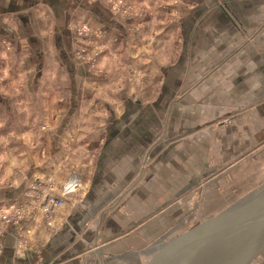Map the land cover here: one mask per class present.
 I'll return each instance as SVG.
<instances>
[{"label": "crops", "instance_id": "crops-1", "mask_svg": "<svg viewBox=\"0 0 264 264\" xmlns=\"http://www.w3.org/2000/svg\"><path fill=\"white\" fill-rule=\"evenodd\" d=\"M185 2L190 4L179 24L180 40L172 41V64L165 63L159 70L160 94L176 98L175 106L130 101L121 112H111L105 124L77 127L67 122L77 109L71 93V109L63 111L56 127L51 123L45 131L41 125L59 116L49 92L45 95L43 90L54 83L48 73L63 70L71 77L73 70L83 69L65 46L70 37L66 9L68 4L81 6L82 0H0V143L5 142L0 149L5 155L16 149L11 141L5 146L12 133L21 138L17 149L26 154L20 163L7 159L3 164L7 170L24 167L26 175L0 178L9 185L0 188V214H10L33 185L39 187L30 195L39 199L45 186L60 184L73 174L85 188L82 206L66 208V219L54 233L28 221L24 234L32 237L22 252L17 246V226L10 223L0 235V264H141L157 242L191 220L192 199L201 210L222 202V166L235 165L239 155L236 132L249 138L252 121L259 122L256 129L264 126V0ZM251 107H259L253 111V120ZM169 108V118L159 120L158 113ZM241 111L235 120L239 126L227 130L232 144L222 152L214 142L219 138L214 137L215 125L220 115L230 117ZM41 136L48 138L36 144L30 140ZM211 155L215 159L208 164ZM223 155L236 159L222 164ZM144 160L147 171L142 175ZM179 199L183 201L176 203ZM151 207L157 211L146 214ZM166 207L175 209L170 212L176 218L172 222L179 226L159 230L163 234L157 241L148 246L152 234L147 237L146 227L139 233L140 242L146 243L143 246L132 247L130 242L136 239L114 242Z\"/></svg>", "mask_w": 264, "mask_h": 264}, {"label": "rangeland", "instance_id": "rangeland-1", "mask_svg": "<svg viewBox=\"0 0 264 264\" xmlns=\"http://www.w3.org/2000/svg\"><path fill=\"white\" fill-rule=\"evenodd\" d=\"M215 1L219 4H224V0ZM189 4L185 0H82L81 6L68 4L65 13L67 19L65 27L71 39L69 37L68 42L65 39V46L73 62L83 69L79 71L73 70L71 77L63 70L48 73L50 76L47 78H49V81L52 79L54 83H50L49 87L43 90L45 95L49 92V100L53 110L58 113L59 118L56 117V114V118L49 119V122L41 125L40 129L47 131L48 126L51 127L52 124L56 127L63 118V111L71 109L70 100L73 96L74 106L75 102H77L74 107L77 108L75 110L76 114L72 116L73 118L68 119L67 122L77 127H82L83 125L93 126L101 122L105 124L110 120L111 112L114 115L116 112H121L130 101H138L141 102V105L146 104L149 106L157 102L159 105L166 104L165 108H168L169 104L170 106H175L176 98L172 100V98H169L170 96L160 94L162 80L159 76V70L165 63V65L172 64L169 61L172 56L171 51L174 50L171 45L175 40H180L179 24L182 23L184 16L188 12ZM98 13L102 17L97 19ZM168 43L171 44L167 45ZM70 79L74 81L73 86L70 84L72 82ZM71 93H73V96H71ZM258 108H250L249 114H252V120L254 118L253 111L258 110ZM98 110H101V112L98 113ZM170 110L171 108L167 111L168 113H158L159 120L168 119ZM238 115L242 116V111L241 114H235V116L230 117L220 115L215 125L218 131L214 137L217 138L218 136L219 138L214 142L221 147L222 152H226L229 144H232L233 140L230 141L228 139L227 130L239 126L238 123H235V120L240 118ZM256 123L259 122L252 121V134L249 138L242 134L240 135L238 131L236 132L237 140L235 143L239 155L236 156L237 162L233 163L235 165L230 166L237 168L229 171L231 167L222 166L221 175L224 173L222 177L223 188H221L222 185L220 186L221 189L219 188L223 192L222 202L219 205L213 204L214 206L210 204L204 206L206 202H203L202 206L204 207L201 210L197 208L198 204L194 202L196 200L192 199L191 202L193 204L190 202L191 210L189 214H193L194 217L192 216L191 220L185 221V224L178 227L179 230L173 234L171 233V235L176 236L189 230L193 225L222 213L220 210L223 205L227 206L234 202L232 200L237 199V197H241L240 202L244 201L249 198V196L247 198V195L254 191L256 192L264 186V126H262V129H256ZM262 124H264V121H262ZM88 131H92V129L89 127ZM76 133L78 132L76 131ZM6 138L5 146H8L9 141H11L13 149H16L12 154L7 153L6 155L0 149V178H24V175H26V171L23 170L24 167L17 166L14 170L3 168V164L9 162L7 159L14 163H20L26 156V154L21 155V152L17 149H20L19 141L21 138L15 137L12 133ZM47 138L41 136V138H30V140L35 141L36 144ZM4 143V140H2L0 146L4 145ZM208 144L206 141L205 145L208 146ZM246 149L249 153L243 155L242 153H245L243 151ZM236 157L223 155L221 157L222 164L232 158L235 160ZM214 159L215 157L212 155L207 157V163H213ZM146 168L144 160L140 171L142 175L146 173ZM73 175L75 176L76 174ZM35 176L39 177V174L36 173ZM70 178L72 177L70 176L60 184L51 182L49 186H45L41 195H44L42 199H39L38 196L30 195L35 193L39 187L38 185H33L28 197H23L22 200L17 201L10 214L5 216L0 214V235L5 233V229L10 223H14L13 226H17L18 232L17 246L22 252L27 246L29 247L30 237H32L31 234L26 235L28 234L26 231V234H24L25 225H27L28 221L42 224L49 234L54 233L66 219V208L71 209L82 206L84 202L83 193L85 188L83 183L79 182V187L73 190L72 193L65 194L63 192V185ZM48 180L51 179L48 178ZM4 181L0 182V188L2 186L9 188L6 180ZM30 197H32V200L26 204L25 202ZM60 197H63L64 204L55 208L50 200ZM183 199H179L176 203H181ZM43 204H48V207L52 205L53 207L43 212L45 210L44 208V210L42 209ZM218 206L219 208L217 209ZM154 208L146 209L145 213L157 211ZM174 211L175 209H171V207L164 208L152 218L146 220L144 226L137 227L135 231L133 230L128 234L119 235L114 242L122 244V240L136 239V241L130 242L132 247H140L146 243L149 246V243L157 241L159 236L163 234L159 230H163L166 226H170L173 230V227L178 224L176 221L175 223L172 222L176 218H172L173 215L170 212ZM40 213L44 214L42 218L39 216ZM126 213L132 216L131 212ZM165 222H170V224L167 225ZM146 227L147 237L152 234L150 237L153 239H148L146 243H143L140 242L142 241L140 240L142 236L139 233ZM171 235H168L167 238L160 242L172 238L173 236ZM160 242L157 243L159 244ZM97 243L101 244L99 240ZM251 264H264V256L254 259Z\"/></svg>", "mask_w": 264, "mask_h": 264}, {"label": "water", "instance_id": "water-1", "mask_svg": "<svg viewBox=\"0 0 264 264\" xmlns=\"http://www.w3.org/2000/svg\"><path fill=\"white\" fill-rule=\"evenodd\" d=\"M263 256L264 186L237 205L160 242L143 264H251Z\"/></svg>", "mask_w": 264, "mask_h": 264}, {"label": "built area", "instance_id": "built-area-1", "mask_svg": "<svg viewBox=\"0 0 264 264\" xmlns=\"http://www.w3.org/2000/svg\"><path fill=\"white\" fill-rule=\"evenodd\" d=\"M72 178H70L69 180H67V182L63 185V192L65 194H69V193H72L73 190L77 189V187H79V179L76 177V175H72L71 176ZM51 204L55 207V208H58V207H61L63 204H64V201H63V197H60L58 199H51ZM52 205H49L48 207V204L47 205H44V211L46 212L47 210H49L50 208H52L53 206ZM13 209V208H12Z\"/></svg>", "mask_w": 264, "mask_h": 264}]
</instances>
